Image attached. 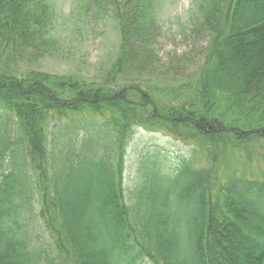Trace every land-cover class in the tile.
<instances>
[{
  "label": "trees",
  "instance_id": "obj_1",
  "mask_svg": "<svg viewBox=\"0 0 264 264\" xmlns=\"http://www.w3.org/2000/svg\"><path fill=\"white\" fill-rule=\"evenodd\" d=\"M82 2L121 32L97 81L22 73L53 12L0 0V264H264V176L233 160L264 143V0H199L189 50L167 58L162 0ZM139 125L198 142L221 167L156 149L128 199Z\"/></svg>",
  "mask_w": 264,
  "mask_h": 264
},
{
  "label": "rangeland",
  "instance_id": "obj_2",
  "mask_svg": "<svg viewBox=\"0 0 264 264\" xmlns=\"http://www.w3.org/2000/svg\"><path fill=\"white\" fill-rule=\"evenodd\" d=\"M53 12L51 23L44 35L48 46L43 47L41 57H32L21 63L22 73L32 70L52 76H79L88 81H97L115 61L121 43V32L114 17L103 11L97 15L87 9L82 0H46ZM199 0H162L156 15L158 27L155 37L160 57L167 58L173 53L189 50L191 29L199 23ZM159 31V32H158ZM94 123L97 117L89 116ZM87 121L88 123H90ZM167 154L172 165L180 158L196 157L200 167H221L209 163L198 142L184 140L167 130H155L145 126H135L132 138L126 147L124 187L128 196L141 183L145 158L154 150ZM246 154H237L235 166L247 175L264 176V143L250 149ZM39 231L43 236L45 228L38 219Z\"/></svg>",
  "mask_w": 264,
  "mask_h": 264
}]
</instances>
